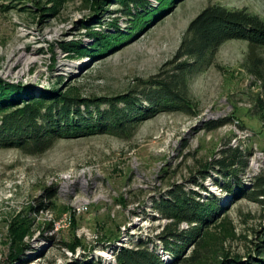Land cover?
Segmentation results:
<instances>
[{"label":"rangeland","instance_id":"rangeland-1","mask_svg":"<svg viewBox=\"0 0 264 264\" xmlns=\"http://www.w3.org/2000/svg\"><path fill=\"white\" fill-rule=\"evenodd\" d=\"M148 1L158 6L157 1ZM93 2L0 0V77L10 83L34 84L36 94L65 82L75 84L84 97L115 96L142 90V80L161 72V79H170L175 63L169 62L188 24L205 7L245 10L264 20V0H183L162 21L151 23L131 41L94 61L71 56L62 44L89 46L87 25L112 32L115 22L126 29L129 17L115 1L96 23ZM251 56L264 59V49H252L245 40L225 41L208 66L188 74L187 107L157 112L128 136L59 138L38 155L0 149V264H12L10 257L24 242L30 246L25 264H68L84 257L115 263L105 254L132 248L140 240L171 264L174 257L158 237L168 224L179 232L200 233L194 238L200 241H192L182 252L184 256L197 253V259L187 264H215L225 254L254 253L264 232V205L232 199L210 164L221 159L229 146L239 148L247 165L237 171V177L248 187L264 178V119L255 109L261 82L250 70ZM70 169L75 170L76 185L61 178ZM82 178H88L87 193L99 195L98 201L74 216V225L54 231L51 223L70 209ZM179 186L201 201L217 197L227 214L203 229L185 221L175 226L155 204ZM50 190L53 197L44 198ZM50 235L54 245L46 237Z\"/></svg>","mask_w":264,"mask_h":264},{"label":"trees","instance_id":"trees-1","mask_svg":"<svg viewBox=\"0 0 264 264\" xmlns=\"http://www.w3.org/2000/svg\"><path fill=\"white\" fill-rule=\"evenodd\" d=\"M92 1L93 21L96 23H100L101 14L115 1L122 5L120 12L129 17L126 29L114 21L112 32L96 31L90 24L87 25L89 30L86 35L92 41L89 46L76 42L62 44L65 51L72 53L71 56H88L96 61L126 44L127 40L131 41L151 23L158 19L162 21L172 12L173 6L183 0H155L158 6L148 0ZM230 39L245 40L252 49H264V20L245 10H229L217 5L205 7L188 24L174 60L169 62L175 63L170 79H161V72L142 80L141 84L145 87L142 90H131L115 96L84 97L75 84L65 82L36 94L33 85L10 83L0 77V149L16 148L28 155H38L50 149L59 138L104 133L128 136L141 121L153 117L157 112L187 107L190 103L186 85L188 74L208 66L219 47ZM182 58L185 60L180 61ZM250 58V70L261 82L255 109L264 119V59L261 56ZM210 164L218 170L217 174L223 178L220 186L232 199L247 198L264 205V178H257L248 187L237 177V171L247 165V159L239 148L229 146L221 159ZM215 181L218 183V180ZM53 195L54 192L50 190L44 198ZM44 205L41 203V209ZM155 207L175 226L185 221L195 224L198 229L216 223L227 214L217 197L201 201L181 186L171 190L168 198L157 201ZM198 233L179 232L177 227L172 228L170 224L165 226L158 237L165 250L174 257L171 264H187L197 259L196 252L189 256L182 255V252ZM46 237L51 245L55 244L53 235ZM259 241L254 253L245 257L225 254L215 264H264V232H261ZM61 243L72 251L75 248L66 242ZM29 248L25 242L21 243L9 261L12 264L27 263L25 252ZM111 252L115 255V263L103 261L101 257H84L68 264H168L143 240L136 242L132 248L121 247Z\"/></svg>","mask_w":264,"mask_h":264},{"label":"bare ground","instance_id":"bare-ground-1","mask_svg":"<svg viewBox=\"0 0 264 264\" xmlns=\"http://www.w3.org/2000/svg\"><path fill=\"white\" fill-rule=\"evenodd\" d=\"M82 173L84 174L85 171L82 170ZM75 170L73 169H70L67 174L65 175H62L61 178L68 182L69 184L71 185H76V179H75ZM80 176V175H79ZM89 178H90V175H89ZM52 179V178H51ZM53 181L54 180H57V178H53L52 179ZM82 180H87V186H83L81 188V190L77 193V194H74L73 196V201L71 203V207L70 209L64 214V222L65 223H59V220L58 221H54V225L52 224V229H54V231H58L60 228H64V227H68L69 225H71L72 223V219L73 217L75 216V211H74V208L73 207H82L83 205L86 204V202H96L98 201L99 199V195L95 196V194L92 192V194L90 193H87L89 192L88 189H89V182H88V178H82ZM80 181V180H79ZM70 188V187H69ZM73 190V189H72ZM77 191V190H76ZM70 194L73 193V191H69ZM80 193L83 195L81 196ZM87 212V211H86ZM102 253V252H101ZM105 254V253H104ZM105 258H107V260H112V262H115V255L113 254H105L104 256ZM111 262V261H109Z\"/></svg>","mask_w":264,"mask_h":264},{"label":"built area","instance_id":"built-area-1","mask_svg":"<svg viewBox=\"0 0 264 264\" xmlns=\"http://www.w3.org/2000/svg\"><path fill=\"white\" fill-rule=\"evenodd\" d=\"M79 188H80V190H81V188L83 187V186H87V180H80L79 182ZM93 203H91V202H86V204L85 205H83L82 207H73L74 208V211H75V216H77V215H80V214H83V213H85L86 211H88L89 209H90V206L92 205ZM59 219V223H65L64 222V213L60 216V218H58Z\"/></svg>","mask_w":264,"mask_h":264},{"label":"water","instance_id":"water-1","mask_svg":"<svg viewBox=\"0 0 264 264\" xmlns=\"http://www.w3.org/2000/svg\"><path fill=\"white\" fill-rule=\"evenodd\" d=\"M28 85H33V86H36V85H34V84H28Z\"/></svg>","mask_w":264,"mask_h":264}]
</instances>
